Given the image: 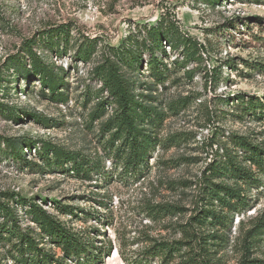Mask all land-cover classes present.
Listing matches in <instances>:
<instances>
[{"label":"rangeland","instance_id":"rangeland-1","mask_svg":"<svg viewBox=\"0 0 264 264\" xmlns=\"http://www.w3.org/2000/svg\"><path fill=\"white\" fill-rule=\"evenodd\" d=\"M163 17L176 20L180 32L203 48L193 56L184 42L167 44L166 52L155 50L165 71L161 83L150 66L152 51L145 47L141 64L134 70L125 67L136 92L165 113L152 126L161 142L148 164L125 170L116 152L120 141L110 148L109 133L102 130L115 104L109 101L107 115L90 121L98 99L111 98L93 69L110 48L145 43L150 27ZM60 24L70 29V40L57 43L60 55H55L57 44L38 42L34 49L56 64L57 72L64 68L63 97L43 87L38 74L25 77V69L9 64L14 55L29 64L24 42ZM82 44L94 48L92 59L76 57ZM251 98L264 100V0H0V203L15 194L10 203L20 226L40 233L26 213L29 201L37 202L102 248L99 264H131L127 259L141 257L152 240L184 237L183 227L205 204L207 167L228 148L244 152L232 137L244 136L264 148V120L247 110ZM3 139L20 142L21 155H14ZM32 141L37 144L30 149ZM43 141L100 158L105 170L86 178L68 164L49 162L40 154ZM248 191L250 206L234 216L228 242L213 249L217 264H239L246 230L264 218V181ZM154 204L173 205L177 214L153 219ZM48 241L45 246L61 256ZM14 242L0 227L2 264H16ZM253 257L264 260V237ZM148 263L161 264L157 258Z\"/></svg>","mask_w":264,"mask_h":264},{"label":"trees","instance_id":"trees-1","mask_svg":"<svg viewBox=\"0 0 264 264\" xmlns=\"http://www.w3.org/2000/svg\"><path fill=\"white\" fill-rule=\"evenodd\" d=\"M215 4L220 0H206ZM176 20L164 18L158 26H151L148 35L140 43L119 48H110L104 52L102 58L96 63L93 71L102 81V90L111 97L110 100L100 97L95 107L89 111L90 121L107 115V104L112 101L115 104L112 112L102 124V130L109 133L107 146L115 148L120 141V147L116 150L118 158L123 160V168L138 169L148 164L152 151L160 144L161 140L153 131L155 121H161L165 113L156 106L149 104L143 94L135 90V80L128 74L125 67L134 70L141 64V47L152 51L150 66L159 83L164 81L165 71L161 68L163 61L159 60L155 50L166 52V45L177 47L182 42L188 56L195 55L203 45L196 40L185 37ZM70 40V29L67 24L51 26L43 30L39 39H27L23 44L25 54L29 57V64H24V58L14 55L9 64L16 70L25 69V77L31 72L38 74L41 85L48 88L53 95L64 96L60 91L65 84L64 68L57 72L56 64L47 63L42 54L34 48L38 42L49 44L54 48L57 43ZM57 44L55 55H60V45ZM94 48L80 45L76 51V57L87 61L92 59ZM30 65V68H28ZM23 67V68H22ZM157 82V83H158ZM242 101L245 99L242 97ZM247 110L256 118L264 120V100L249 99ZM26 116L41 119L34 112H25ZM44 121V120H43ZM47 121V120H45ZM2 136H0V141ZM235 148L226 149L225 154L211 163L204 176L205 204L199 207L196 216L183 227L184 237L179 240H152V245L147 247L141 257L127 259L131 264H149V258H157L161 264H217L214 247L228 242V230L234 225V216L250 206L248 190L260 185L264 181V148L254 144L244 136L232 137ZM12 147L14 155H21V145L15 139H3ZM36 142L28 144L31 149L36 147ZM37 150V148H36ZM43 159L56 164L70 165V170L78 175L91 178L92 173H100L105 170L100 158L94 159L81 151L68 150L51 142H42L39 147ZM53 159V160H51ZM0 203V213L4 216L0 227L7 231L10 240H14L13 249L18 257L13 256L16 264H67L68 260H75L74 264H99L104 252L98 248L93 240L74 231L58 220L53 214L44 210L37 202L29 201L26 210L34 223L40 228V233L35 232L29 226H20L15 208L11 205V198ZM26 202V201H24ZM173 205L154 204L150 206L153 219H160L165 215L177 214ZM208 231L206 232V230ZM48 237L51 245H56L62 251L58 254L45 246V238ZM264 237V218L259 217L246 230L242 245V258L239 264H264V260L253 257L257 244ZM0 264L2 259L0 258Z\"/></svg>","mask_w":264,"mask_h":264}]
</instances>
